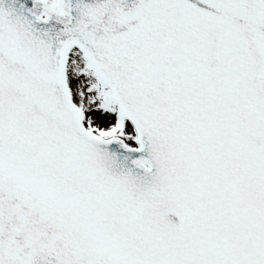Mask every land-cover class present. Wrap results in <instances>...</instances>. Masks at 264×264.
<instances>
[{
  "label": "snow or ice",
  "instance_id": "1",
  "mask_svg": "<svg viewBox=\"0 0 264 264\" xmlns=\"http://www.w3.org/2000/svg\"><path fill=\"white\" fill-rule=\"evenodd\" d=\"M0 264H264V0H0Z\"/></svg>",
  "mask_w": 264,
  "mask_h": 264
}]
</instances>
